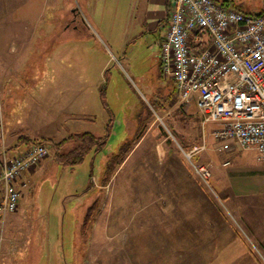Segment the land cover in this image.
<instances>
[{"label": "rangeland", "instance_id": "obj_1", "mask_svg": "<svg viewBox=\"0 0 264 264\" xmlns=\"http://www.w3.org/2000/svg\"><path fill=\"white\" fill-rule=\"evenodd\" d=\"M217 1L250 13L264 11V0ZM73 2L81 11L85 7L84 1ZM39 15L44 21H36L34 31L40 35L20 45V61L14 65L33 70L38 91L29 84V99L17 90L18 101L28 107L33 101L48 105L39 109L41 122L57 114L58 138L74 129L104 135L109 122L111 127L103 149L74 168L57 163L46 145L49 153L40 171L18 180V208L0 225L5 231L0 264H201L210 233L228 226L210 201L222 196L217 182L227 179V168L236 175L250 161L225 166L227 151L218 149L212 134L216 124L203 125L195 101L191 109H184L176 97L170 101L172 82L158 75L157 34L135 37L141 29L134 24L124 37L118 21L111 36L101 32L96 39L82 24L80 34L60 39L64 13L52 23L47 10ZM22 24L3 29L0 22V37L18 42L33 30ZM25 76L32 78L29 72ZM68 96L74 97L75 111L57 113L51 104L64 105ZM126 140H134V147L103 184L108 158ZM204 141L206 148L193 153ZM4 142L0 136V151ZM5 152L15 153L7 147ZM194 165L210 170L208 182ZM96 199L99 210L82 231Z\"/></svg>", "mask_w": 264, "mask_h": 264}, {"label": "crops", "instance_id": "obj_2", "mask_svg": "<svg viewBox=\"0 0 264 264\" xmlns=\"http://www.w3.org/2000/svg\"><path fill=\"white\" fill-rule=\"evenodd\" d=\"M82 1H84L83 7L84 4L85 7L81 11L79 6L74 5L73 0H0L1 28L20 26L23 23L24 28L33 29L25 32V37L17 38L18 42H15V39L5 41L6 38L0 37V136L5 141L0 155L6 147L9 149V153L23 151L33 139L47 137L58 142L67 138L72 132L82 131L68 130L66 132L68 134L65 133V136L64 134H61L60 138L54 136L59 125L57 124V114H54L48 122L43 124L42 122L46 120V117L41 122L39 109L47 110L49 109L48 105L43 106L33 101L28 107L25 102L23 104L17 98L18 90L24 94L25 100L29 99L31 94L25 90L29 84L32 85L33 91L34 89L38 91V87H35L33 70L30 68L20 70L18 66L15 67L14 65L16 60L20 61V57H17L21 56L18 54L20 45L33 43L35 35L37 33V36L40 35L39 32L34 31V27L36 21L41 19L39 13L45 10L48 12L50 23L59 17L58 14L64 13L65 23L59 34L60 39L74 38L76 33L80 34L79 30L82 24L88 29V34L96 39L101 35V32L111 36L119 26L118 21H122L124 37L129 35V28L134 27V24L141 29L135 37H148L153 33L157 34L159 45L158 75L163 80L172 82L171 91L168 93L171 95L170 101L173 102L174 97H176L184 109L192 108L191 102L195 99L188 103L182 102L177 96L174 80L164 77L161 70L160 46L169 23V14L172 8L171 0H80V2ZM85 12L88 16H85ZM10 13H12L13 18L9 17ZM42 19L44 21L43 17ZM0 35H3V32ZM12 57H14L13 60ZM27 72L32 74V78L25 76ZM52 106L57 113L73 114L76 109L72 96L67 97L64 105L54 102L51 104ZM6 111L9 118L4 119ZM226 153L229 158L226 161L229 163L235 161H250V163L247 164L246 170L232 176L230 169L227 168V179L223 183L217 182V188H219L222 196L217 199L211 197L210 201L214 210L223 214L222 216L227 220L228 226L226 231H212L210 233L209 238L203 244V247L206 246V251L202 256L201 264H264V165L258 160L255 149L241 150L234 146ZM42 162L28 174L38 173ZM224 213L227 216L228 213L231 214L230 217L228 216L229 219ZM7 219H9L7 215L0 217V225L4 224ZM4 232L0 231V255L1 243L4 244L5 242ZM5 244L7 245V243Z\"/></svg>", "mask_w": 264, "mask_h": 264}, {"label": "built area", "instance_id": "obj_3", "mask_svg": "<svg viewBox=\"0 0 264 264\" xmlns=\"http://www.w3.org/2000/svg\"><path fill=\"white\" fill-rule=\"evenodd\" d=\"M171 3L169 23L160 46L162 74L174 80L182 102L195 99L204 126L216 124L212 134L220 151L234 146L255 149L264 165V11L250 13L217 0H171ZM200 30L207 32L209 42L202 52L195 53L191 41ZM204 148L205 141L194 146L192 152ZM48 153V147L38 142L11 155L3 152L0 217L17 210L18 180ZM194 167L208 182L210 170L204 165Z\"/></svg>", "mask_w": 264, "mask_h": 264}, {"label": "trees", "instance_id": "obj_4", "mask_svg": "<svg viewBox=\"0 0 264 264\" xmlns=\"http://www.w3.org/2000/svg\"><path fill=\"white\" fill-rule=\"evenodd\" d=\"M240 9V8H239ZM242 10V9H240ZM262 12V11H261ZM209 42V37L206 31L200 30L193 35L191 41V48L195 53L202 52ZM110 131V123L107 124L106 133L104 135H98L90 131H77L69 134L67 138H64L58 142L51 138L43 137L40 139L30 140L31 143H42L51 147L54 151V157L56 161L62 166H68L74 168L82 163L86 157L92 153L95 155L103 149L108 133ZM134 147V140H126L123 142L118 151L111 154L104 166L102 173L103 184H107L110 178L119 166L127 157V154ZM99 200L96 199L92 205L89 206L84 216L82 223V231L89 229L91 223L94 220L95 214L99 210Z\"/></svg>", "mask_w": 264, "mask_h": 264}]
</instances>
